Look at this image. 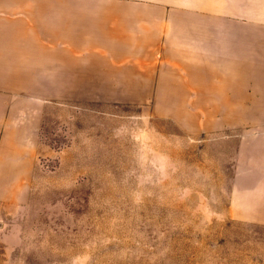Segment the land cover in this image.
Segmentation results:
<instances>
[{"label": "rangeland", "instance_id": "rangeland-1", "mask_svg": "<svg viewBox=\"0 0 264 264\" xmlns=\"http://www.w3.org/2000/svg\"><path fill=\"white\" fill-rule=\"evenodd\" d=\"M195 1L112 5L97 23L113 36L92 39L114 49L65 54L93 65L83 82H56L58 62L75 69L55 52L32 54L29 83L0 69V93L16 87L0 100V264H264V76L231 110L220 79L199 101L187 71L234 66L232 47L264 67V0H207L211 16Z\"/></svg>", "mask_w": 264, "mask_h": 264}, {"label": "crops", "instance_id": "crops-1", "mask_svg": "<svg viewBox=\"0 0 264 264\" xmlns=\"http://www.w3.org/2000/svg\"><path fill=\"white\" fill-rule=\"evenodd\" d=\"M126 3L128 0H0V11L5 14V17L0 18V21H6L7 26L6 29L0 28V69H6L11 73L17 70L19 74L27 77L29 83L30 71L25 70L31 67L29 63L34 58H32V54L55 52L64 55L67 60H71L72 67L75 69L68 71L62 61L58 62L56 69L61 73H56V78L61 80L56 82L72 84L83 82L84 80L81 79L84 78H92L93 75L84 76L77 69L93 67V65L80 64L78 59L65 54L90 53L96 51V47H101L98 50L112 51L114 46H111L113 42L110 40L97 44L92 38L96 35L113 36L109 26L97 22H101L100 20L111 21V6ZM95 6H106V12H96ZM193 9L191 13L200 16H211L214 15V10L218 11L217 8L213 10L207 0L195 1ZM20 15L22 18H19ZM44 37L52 42V47L40 43V39ZM4 42L6 45L3 44ZM230 54L229 59L235 64L223 71L213 70L206 65L187 68L188 77L192 80L195 90L196 84L200 86L198 89L199 101L213 99L207 96V94H211L212 85L207 82V79L211 77L221 80L220 87L215 86L214 90H216L215 94H224V96L215 98L224 102L222 108L238 109L239 101L249 99L247 96L240 97V94L244 92L239 89L238 84L242 86V80L264 76V67H257L253 70L245 65L237 66L239 59L237 49L234 51L232 47ZM121 57L120 54L118 58ZM245 57L246 55H242L241 59L244 60ZM88 59L93 61V57ZM108 67L110 66L108 65ZM125 82L126 80H122V83ZM14 85V82L4 83L3 87L6 92L0 93V100H7L9 94H15L16 87ZM205 85L209 88L208 93L203 97L201 95L207 91L203 87ZM15 138H19V136L9 135L8 140ZM1 165L4 167V174H1H9L10 165L0 162V167Z\"/></svg>", "mask_w": 264, "mask_h": 264}]
</instances>
